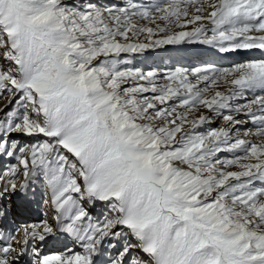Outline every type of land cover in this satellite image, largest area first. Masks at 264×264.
Returning a JSON list of instances; mask_svg holds the SVG:
<instances>
[{
	"label": "snow or ice",
	"instance_id": "1",
	"mask_svg": "<svg viewBox=\"0 0 264 264\" xmlns=\"http://www.w3.org/2000/svg\"><path fill=\"white\" fill-rule=\"evenodd\" d=\"M0 101V264H264V0H0Z\"/></svg>",
	"mask_w": 264,
	"mask_h": 264
},
{
	"label": "rangeland",
	"instance_id": "2",
	"mask_svg": "<svg viewBox=\"0 0 264 264\" xmlns=\"http://www.w3.org/2000/svg\"><path fill=\"white\" fill-rule=\"evenodd\" d=\"M210 57H206L204 56L202 60H199V61H196L194 64H192L191 66H198L200 64H203V63H206L208 60H209ZM244 59V58H242ZM239 60V59H238ZM235 61L233 63H236V62H240V61ZM230 62H228L227 64H225L224 66L221 65V64H217V62H214V64L217 66V67H227V66H230L231 64H233ZM185 66H189L188 64H186ZM0 103H2V101H0ZM222 124V121L217 119L215 116L213 117V120L210 124L208 125H205L204 128H201V131H204L206 130L207 128H215V127H219L220 125ZM245 129L244 128H241L240 131L241 133L244 131ZM23 142H28L27 141V138H24V141ZM225 155H228L227 153ZM0 168L4 167V165H6L7 163H14L15 161L14 160H10V159H7V158H2L0 159ZM97 212L96 211H93V215H99L100 211H101V208H102V205L101 204H98L97 205ZM95 208V209H96Z\"/></svg>",
	"mask_w": 264,
	"mask_h": 264
},
{
	"label": "bare ground",
	"instance_id": "3",
	"mask_svg": "<svg viewBox=\"0 0 264 264\" xmlns=\"http://www.w3.org/2000/svg\"><path fill=\"white\" fill-rule=\"evenodd\" d=\"M206 57H210L209 58V60L207 61V62H211V63H214V62H217V64H221V65H225V64H227L228 62H230L231 61V63H233V62H235V61H237L238 59V61H241L242 60V58H245V54H244V52L243 51H241L240 53H239V55L238 56H236L235 57V55L234 54H231L230 56H227V57H225L224 59L223 58H221L220 56H213V55H205ZM235 60V61H234Z\"/></svg>",
	"mask_w": 264,
	"mask_h": 264
}]
</instances>
